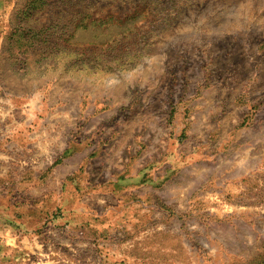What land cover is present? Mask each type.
<instances>
[{"label": "rangeland", "instance_id": "obj_1", "mask_svg": "<svg viewBox=\"0 0 264 264\" xmlns=\"http://www.w3.org/2000/svg\"><path fill=\"white\" fill-rule=\"evenodd\" d=\"M34 219L50 264H264V0H0V264Z\"/></svg>", "mask_w": 264, "mask_h": 264}, {"label": "crops", "instance_id": "obj_2", "mask_svg": "<svg viewBox=\"0 0 264 264\" xmlns=\"http://www.w3.org/2000/svg\"><path fill=\"white\" fill-rule=\"evenodd\" d=\"M32 221L34 223L33 225L36 226V227H34L33 230L30 231V228L33 225L30 226V227L24 226L22 233H23V237H24V239L26 241H32V242H34L35 244H37L39 246V249L37 251H35V250H32V252L30 251L31 254L29 252H27L28 250H26V249H23V250H20V251H23L27 256L28 255H35L37 257V259H36V261H35V259H33L34 260L33 261V264H40V263H42V264L43 263L44 264H50V262H47V261L43 262L44 261V258L43 257L41 259L38 258V256H40V255H48L47 248H46L47 244L44 245L45 243H43V244H40L39 243V241H40V239H39L40 238V233H38V232L41 229V225L43 224L44 219H41V222L37 221V219H34ZM65 221L66 220L62 221V223L60 225H64V226L67 225ZM68 226L70 228H72L70 225H68ZM43 247H45V248H43ZM54 262L56 264L59 263V261L57 259H54L53 262H51V263H54Z\"/></svg>", "mask_w": 264, "mask_h": 264}]
</instances>
